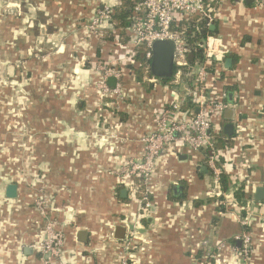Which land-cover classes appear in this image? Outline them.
I'll list each match as a JSON object with an SVG mask.
<instances>
[{"label": "crops", "instance_id": "1", "mask_svg": "<svg viewBox=\"0 0 264 264\" xmlns=\"http://www.w3.org/2000/svg\"><path fill=\"white\" fill-rule=\"evenodd\" d=\"M121 2L0 0V264H43L33 247L45 237L35 207L39 187L50 196L49 215L66 223L56 264H241L232 249L241 246L244 230L236 186L222 191L209 168L202 172L201 154L169 144L152 175V205L143 212L123 180L124 164L142 159L143 137L181 97L157 80L140 84L126 69L119 94L102 91L98 60L109 63L130 46L78 27L98 8ZM216 24L233 64L212 93L225 92L228 104L232 93L226 110L235 114H215L213 128L224 132L234 123L232 145L220 152L222 169L235 185H246L250 263L264 264V200L255 199L256 188L264 187V9L254 1L220 0ZM9 183L18 184L16 198L5 195ZM127 223L140 229L130 234ZM117 226L126 227L131 249L128 239L114 238ZM80 230L88 231L86 242L78 241Z\"/></svg>", "mask_w": 264, "mask_h": 264}, {"label": "built area", "instance_id": "2", "mask_svg": "<svg viewBox=\"0 0 264 264\" xmlns=\"http://www.w3.org/2000/svg\"><path fill=\"white\" fill-rule=\"evenodd\" d=\"M210 0H137L134 7V16L132 25L128 30L130 46L125 55L115 60L110 61L109 65H115V62L124 61L127 59L133 62L135 49L146 44L148 51L147 58L152 59V46L157 40H173L176 45L174 62L177 66L175 74L176 82L179 83L183 74V69L190 67L189 55L191 54L190 47L187 45L184 33L185 30L174 29L175 24L180 19L188 20L191 17H197L205 21V25L211 29L218 19V8H211ZM256 9H264V0H254ZM114 12L112 5H104L98 8L94 16L85 24L83 29L92 35L102 36L105 23L111 19ZM201 46L205 53V62L200 66L198 72V86L195 89L184 88L187 94L193 96L196 105L195 110H191L189 115L179 117L181 114V106L185 99L179 98L173 103L171 108H166L162 111L159 119V127L157 130L143 137L144 152L141 160L128 161L120 170L124 175V182L129 181V190L132 198L136 196L140 188L143 189L145 206L141 204V199H138L141 205V210L146 211L151 207L152 202L149 200L151 194V179L157 168L158 158L161 152L173 143H183L191 152L201 154L205 164L213 174L217 184L220 182V175L223 172L222 166L219 164V151L215 147L213 137L211 135L212 121L215 114L223 116L224 111L229 107L225 101L226 93H212L214 84L220 82V73L226 70L225 60L227 54L231 51V45L223 39V36L218 33L208 34ZM216 61V74L210 75L208 71L210 61ZM126 61V60H125ZM107 64L101 66L104 70L103 78L100 81V87L105 94L111 92L120 93L121 83L120 78L122 73L114 67H109ZM113 64V65H112ZM115 76L119 79L114 89L108 87L106 80L110 76ZM151 82L157 79L153 76ZM208 148L209 153L204 154L203 149ZM139 179V180H138ZM38 196L35 199V207L45 219V237L33 244V247L38 250L41 255L43 264H56V261L64 252L65 246V221H59L52 218L49 214L50 196L45 191L44 187L37 189ZM136 199V200H137ZM141 216V215H140ZM249 216L242 218V225H248ZM136 220H138L136 218ZM129 224H126L128 231ZM128 241L125 243L127 249H131L130 235L125 236ZM241 242L239 248L235 249L241 258V264H251L250 258L253 252L252 237L250 231H245L237 237ZM207 245V241L205 242ZM226 244H222L225 246ZM223 248V247H221ZM218 248L219 250L221 249ZM122 264H129L126 260Z\"/></svg>", "mask_w": 264, "mask_h": 264}, {"label": "trees", "instance_id": "3", "mask_svg": "<svg viewBox=\"0 0 264 264\" xmlns=\"http://www.w3.org/2000/svg\"><path fill=\"white\" fill-rule=\"evenodd\" d=\"M233 1H239V0H233ZM137 0H122V2L117 5L113 6L114 12L110 20H108L105 25L102 32V38L105 41H108L110 43L116 44V39L119 38V43L125 46L126 41H129V34L128 30L130 26L132 25V20L134 16V7ZM209 4L211 8H218L220 6V0H210ZM216 26V22L214 23ZM174 29L177 30H185L184 38L187 43V45L190 47L192 56L189 57L190 61V67H186L183 69V74L181 76V79L179 83L175 80V74L177 72V66H175L174 75L169 78H156L157 81L160 83L168 86L173 91L177 92L179 96L182 99H185L184 103L181 106V114L189 115L191 110H195V103L193 96H190L187 94V91L185 89H182V85L186 86L190 89H195L198 86V72L200 69V66L205 62V53L204 49L201 46L203 41L206 39L208 34L216 33L217 30L212 31L205 25V21L203 19H199L197 17H191L188 20L186 19H180L174 26ZM148 51V48L146 44H141L135 49V55L133 56V62H126L123 65L114 67L117 71L124 73L123 69H126L130 74L134 77V80L139 82L140 84L144 86L150 87L153 83L151 82V78H153V75L151 74V59L147 58L146 53ZM107 64V63H105ZM109 67H113L109 64H107ZM216 61H210L208 71L210 75L216 74ZM121 72V73H122ZM223 72L220 73V79L223 77ZM123 75V74H122ZM114 78V77H113ZM111 77H108L106 80V83L109 88L114 89L117 85V82L119 79H113ZM121 81L123 80V76L120 78ZM185 87V88H186ZM227 86H225L224 89H226ZM213 121V119H212ZM214 123H212V129H211V135L213 137L215 147L218 149L219 153L221 150L225 149L226 147H230L232 145L231 137L226 135L222 130L220 132L214 131ZM203 153L207 154L209 153L208 148L203 149ZM205 163V159L203 160ZM219 164L222 166L223 164V157L221 156V153L219 154ZM213 175V174H212ZM214 178V177H213ZM139 180V179H138ZM215 181V180H214ZM216 183V181H215ZM237 183V182H236ZM235 181L232 180L231 176L229 174L222 172L220 175V182L219 186L221 187L222 191L227 192L231 190V187H235V190H233V197H234V204L237 206H241V215L242 218H246L248 215V201H249V193L247 192V188L244 182L239 183L237 185ZM138 199H141V204L145 206L146 200H144V193L143 189L140 188L137 192ZM149 200H153V197L149 196ZM223 200V199H222ZM264 202V201H263ZM202 201H197L195 204L199 205ZM225 202L222 201V208H224ZM144 220L147 221V218ZM245 231H250V226L245 225L244 226ZM211 260V257L208 258V261ZM129 264H132L129 262Z\"/></svg>", "mask_w": 264, "mask_h": 264}, {"label": "water", "instance_id": "4", "mask_svg": "<svg viewBox=\"0 0 264 264\" xmlns=\"http://www.w3.org/2000/svg\"><path fill=\"white\" fill-rule=\"evenodd\" d=\"M248 3L254 0H246ZM211 30H216V25L211 26ZM176 45L173 40H157L154 42L152 46L153 56L151 59V74L156 78H169L174 75L175 71V62H174V55H175ZM192 54L189 55L191 57ZM233 64L232 58H226L225 66L226 68H231ZM233 95L228 94L229 104H234ZM235 114V108H231L226 110L225 117L227 119H233ZM224 133L228 136H232L234 134V123L229 122L226 123L224 126ZM202 172H208V167L203 166L201 168ZM183 187L179 184L174 185L175 193H181ZM127 190H122V194L126 195ZM5 195L7 198L13 199L18 196V184L16 183H9L5 188ZM255 199L258 201L264 200V187L259 186L256 188L255 191ZM130 230H139L137 226L133 224H129ZM126 236V227L125 226H117L114 232V238L117 240L124 239ZM88 238V231L80 230L77 234V239L80 242H86ZM32 250L29 246L25 247L24 252L30 253Z\"/></svg>", "mask_w": 264, "mask_h": 264}, {"label": "rangeland", "instance_id": "5", "mask_svg": "<svg viewBox=\"0 0 264 264\" xmlns=\"http://www.w3.org/2000/svg\"><path fill=\"white\" fill-rule=\"evenodd\" d=\"M5 7V6H4ZM2 8H3V6L0 8L1 10H2ZM79 29H80V31H84V29H83V26H81L80 25V27H78ZM82 28V29H81ZM85 32V31H84ZM97 40V39H96ZM99 40V39H98ZM100 42V41H99ZM99 44H101V43H99ZM83 56V55H82ZM81 56V57H82ZM124 61H118V62H115V65H113V67H117V66H120V65H123L124 63H126V62H129L126 58L125 59H123ZM126 60V61H125ZM98 61H101L98 65L99 66H102L103 64H104V62H105V60L104 59H99ZM175 79H176V77H175Z\"/></svg>", "mask_w": 264, "mask_h": 264}]
</instances>
